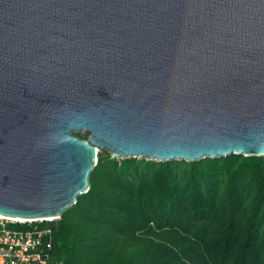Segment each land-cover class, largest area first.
I'll return each mask as SVG.
<instances>
[{
	"label": "water",
	"instance_id": "water-1",
	"mask_svg": "<svg viewBox=\"0 0 264 264\" xmlns=\"http://www.w3.org/2000/svg\"><path fill=\"white\" fill-rule=\"evenodd\" d=\"M100 152L264 157V0H0V217L59 221Z\"/></svg>",
	"mask_w": 264,
	"mask_h": 264
},
{
	"label": "trees",
	"instance_id": "trees-1",
	"mask_svg": "<svg viewBox=\"0 0 264 264\" xmlns=\"http://www.w3.org/2000/svg\"><path fill=\"white\" fill-rule=\"evenodd\" d=\"M89 182L54 224V264H264V157L100 152Z\"/></svg>",
	"mask_w": 264,
	"mask_h": 264
},
{
	"label": "built area",
	"instance_id": "built-area-1",
	"mask_svg": "<svg viewBox=\"0 0 264 264\" xmlns=\"http://www.w3.org/2000/svg\"><path fill=\"white\" fill-rule=\"evenodd\" d=\"M56 222L0 217V264H54Z\"/></svg>",
	"mask_w": 264,
	"mask_h": 264
},
{
	"label": "rangeland",
	"instance_id": "rangeland-1",
	"mask_svg": "<svg viewBox=\"0 0 264 264\" xmlns=\"http://www.w3.org/2000/svg\"><path fill=\"white\" fill-rule=\"evenodd\" d=\"M75 135H77L79 138H81L82 139V137H84L85 135H82V134H75ZM86 139H87V137H86ZM106 153H108V152H106ZM109 154V153H108Z\"/></svg>",
	"mask_w": 264,
	"mask_h": 264
},
{
	"label": "bare ground",
	"instance_id": "bare-ground-1",
	"mask_svg": "<svg viewBox=\"0 0 264 264\" xmlns=\"http://www.w3.org/2000/svg\"><path fill=\"white\" fill-rule=\"evenodd\" d=\"M21 221V220H20Z\"/></svg>",
	"mask_w": 264,
	"mask_h": 264
}]
</instances>
